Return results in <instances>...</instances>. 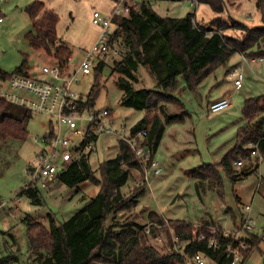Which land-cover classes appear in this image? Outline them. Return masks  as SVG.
I'll return each mask as SVG.
<instances>
[{"label":"rangeland","instance_id":"374dc122","mask_svg":"<svg viewBox=\"0 0 264 264\" xmlns=\"http://www.w3.org/2000/svg\"><path fill=\"white\" fill-rule=\"evenodd\" d=\"M30 2L31 0H0V9L5 15L4 21L0 23V67L8 73H13L28 56L30 72L41 76L39 69L44 65H52L55 60L41 50H33L25 37L26 32L33 30L32 22L24 9ZM53 2V11L60 15L59 40L72 48L71 62L75 67L98 32V28L91 24L90 15L95 9L108 14L112 10V2ZM154 8L164 17L183 18L193 13L196 14V21L206 25L217 15L205 4L200 3L195 7L189 2L179 0L155 2ZM220 16L226 21H230L231 17L250 27L263 24V15L255 0H230L228 11ZM226 33L237 37L243 35V32L237 29H228ZM117 47L120 50L119 56L100 57L104 67L99 78L102 87L95 107L112 109L119 126L129 130L145 116V110L127 107L121 101L123 89L117 83L120 73L116 62L123 57L126 49L123 45ZM240 60L242 56L234 54L228 65L231 66L229 71L226 70L228 66L218 69L194 91L188 90L184 78L179 77L174 96L181 104L170 103L167 105V111L169 114H179L182 118L176 117L167 122L166 117L162 115L164 131L157 157L162 164V173L150 178L149 186L141 171L132 170L129 181L121 189L122 193L130 196L136 187L142 185H145L146 191L138 200L137 207L134 204L130 209L120 212L110 219V224L119 223L117 229H120L121 226H130L136 221L147 229L150 226L148 215L153 211L163 215L165 219L190 220L192 223H197L200 219H214L224 226L226 233L235 234L241 228L236 226V229H233V216L236 215L237 224L241 225L244 215L239 213L238 207H241V204L236 199L239 196L243 204L251 206L253 228L248 232L260 237L257 247L243 264H264V185L254 192L259 177H264V160L260 152L252 153V156L255 155L261 160L260 168L250 173L245 181L233 184L224 176L223 200L216 191L206 186L199 188L198 193V180L192 175V170L200 165L221 161L235 142L236 126L243 120L245 99L264 95V62L249 61L243 69L244 86L241 90H235L234 80L227 74ZM96 76L94 71L89 75H81V81L74 86L86 99ZM137 76L139 81L134 84L135 89H155L157 79L149 66L140 65ZM226 91L231 93L232 106L218 113L208 112L209 101L219 99ZM7 114L25 121L29 137L24 141L0 142V257L15 255L19 261L14 264H32L33 256L29 251L26 236L28 218L38 220L46 226L50 225V216L58 222L68 221L97 196L99 186L91 180H85L77 187L71 188L56 180L48 189L39 190L40 203L35 202L27 189L30 179L26 169L38 150L34 137L47 131L48 117L14 104H10ZM3 116L4 114L0 113V118ZM118 146L117 139L101 136L97 143L85 149L89 153L95 176H99L101 163L116 157ZM251 159H243L242 166H234L240 169ZM220 200L223 207L219 206ZM241 209L247 214L244 207ZM197 215L199 217H196ZM159 230V235L156 238L149 237V241L157 247L166 248L169 246L168 235L163 228ZM212 230L214 231L213 228ZM248 232H244V235ZM177 245L181 250L186 243L179 241ZM208 264L213 262L208 259Z\"/></svg>","mask_w":264,"mask_h":264},{"label":"trees","instance_id":"16d2710c","mask_svg":"<svg viewBox=\"0 0 264 264\" xmlns=\"http://www.w3.org/2000/svg\"><path fill=\"white\" fill-rule=\"evenodd\" d=\"M205 4L217 14L206 25L195 19L190 13L183 18L161 16L153 3H144L139 9L113 19L112 44L123 45L126 49L123 57L116 62L120 76L117 83L123 89L122 103L127 107L145 110V116L131 128V133L146 130L143 144L149 145L152 155H156L160 144L164 123L170 122L179 114H169L167 105L180 103L174 96L182 76L186 88H197L218 69L227 67L234 54L241 56H264V0H255L262 12L261 26L250 27L230 17L222 19L229 9L230 0H196ZM237 1V0H234ZM32 22V31L26 33L33 50L43 51L57 61L62 68L69 67L73 55L72 49L59 41L58 24L60 15L47 8L42 0H35L25 7ZM228 29L243 32L241 37L227 34ZM154 51V52H152ZM104 62L100 61L94 69L96 80L89 93L86 105L95 107V101L101 89L99 82ZM140 65H147L156 76L155 89H135L139 81L137 71ZM228 66L226 70H230ZM30 69L29 57L13 73L0 68V78L13 75H26ZM11 103L0 98V142L8 140L24 141L29 131L23 119L7 114ZM246 122L237 130L235 145L218 163L200 165L192 170L193 178L198 180L197 192L203 186L223 196L224 176L235 183L253 169L246 165L240 169L234 166L237 161L250 160L256 148L264 158V95L247 98L242 110ZM93 142L97 141L94 137ZM252 144L253 146H250ZM116 157L106 160L99 166V176L90 164L86 142L75 149V159L60 173L61 183L73 188L85 180H91L99 186V192L83 209L75 213L68 221L58 222L50 216V225L28 218L27 241L33 259L32 264H194L192 257L197 252L216 264H230L227 257V245L233 243L232 235L225 236L220 226L203 224L197 227L186 220H170L157 212H150L149 231L138 222L130 226L111 223L120 212L130 209L144 195L145 185L136 187L130 196L122 193L132 170L145 172L144 164L136 156L133 148L125 140L118 141ZM204 189V188H203ZM31 198L40 203L39 189H28ZM237 227L238 218L234 214ZM168 235L169 246L157 247L149 241L156 238L159 227ZM216 227V231L212 228ZM204 234L206 239L197 240L193 231ZM215 236L220 244L218 249L209 246V238ZM249 248L244 252L248 257L257 247L260 237L249 233ZM177 237V240H175ZM185 242L179 249L178 242ZM15 255L0 257V264L18 262Z\"/></svg>","mask_w":264,"mask_h":264},{"label":"built area","instance_id":"2783aa9c","mask_svg":"<svg viewBox=\"0 0 264 264\" xmlns=\"http://www.w3.org/2000/svg\"><path fill=\"white\" fill-rule=\"evenodd\" d=\"M160 0H118L111 13L104 14L95 9L92 12V24L100 28V33L95 43L85 52L78 65L73 67L71 59L69 67L62 68L57 61L52 65H44L40 75L28 72L26 75H13L0 80V98L31 112L44 114L48 117L47 131L43 135L34 137L38 150L26 169L30 181L27 189H48L60 173L75 159V149L86 142V148L92 147L95 142L91 139L101 136L125 140L133 148L136 156L145 166L143 176L150 186V178H155L162 173V164L156 155H152L149 145L143 144L147 135L146 130L131 133L119 126L115 114L110 108H96L86 105L87 99L75 89L81 81L80 76L91 74L100 63L101 58L107 55L119 56L120 50L112 44L113 19L117 16L128 14L132 9H139L144 3H154ZM189 2L198 7L196 0H179ZM3 18L0 16V23ZM264 60V57L242 56L241 65L234 67L229 73L234 80L235 90H240L244 85L243 64L248 61ZM72 67V68H71ZM232 105L231 94L224 95L209 105L211 113H218ZM79 139V141H77ZM253 146L252 144H249ZM259 152L256 148L255 153ZM242 166V161L234 163ZM138 205L136 204V207ZM242 228L232 235L233 243L227 245V257L230 264H243L247 256L244 252L249 248L248 232L253 228V217L250 214L251 206H246ZM160 228V226H158ZM216 231L217 228H213ZM149 231V227L147 228ZM197 240L206 239L204 234L193 231ZM177 240V237H175ZM209 246L215 249L220 247L215 236L209 238ZM194 264H208V258L203 252L193 255ZM213 264H216L212 261Z\"/></svg>","mask_w":264,"mask_h":264},{"label":"crops","instance_id":"0c3cea01","mask_svg":"<svg viewBox=\"0 0 264 264\" xmlns=\"http://www.w3.org/2000/svg\"><path fill=\"white\" fill-rule=\"evenodd\" d=\"M33 1H35V0H31V2H33ZM42 1H44L45 2V4H46V6H47V8H49V9H52L53 10V7H54V2H53V0H42ZM118 0H111V2H112V10H113V7H114V5H115V3L117 2ZM160 1H163V0H160ZM30 2V3H31ZM159 2V1H158ZM29 3V4H30ZM154 4H155V2L153 3V6H154ZM26 7V6H25ZM25 9V8H24ZM111 10V11H112ZM109 13H111V12H109ZM108 13V14H109ZM196 15V14H195ZM0 16L3 18V21H4V18H5V15L2 13V11H1V9H0ZM91 17H92V14L90 15V21H91ZM2 21V22H3ZM91 24H92V21H91ZM93 25V24H92ZM95 26V25H94ZM97 28H98V32H97V35H96V37L94 38V40L91 42V44H90V46L87 48V50L95 43V41H96V39L98 38V35H99V33H100V28L98 27V26H96ZM27 33V32H26ZM26 33H25V35H26ZM60 41V40H59ZM71 48V47H70ZM72 49V48H71ZM87 50H85L84 52H86ZM73 51V50H72ZM249 62V61H248ZM248 62H246V63H244L243 64V69H244V67H245V65L246 64H248ZM252 62H264V60H262V61H260V60H257V61H252ZM241 65V60L236 64V65H233L232 67H238V66H240ZM1 68V67H0ZM72 68V67H71ZM3 69V68H2ZM40 70V69H39ZM31 71V68L29 69V72ZM31 73V72H30ZM39 73H40V71H39ZM226 74V73H225ZM37 75H39V74H37ZM227 75H229V74H227ZM245 78V77H244ZM244 86V85H243ZM243 88V87H242ZM241 88V89H242ZM240 89V90H241ZM226 94H231L229 91H226V92H224V94L219 98V99H221L224 95H226ZM252 97V96H251ZM251 97H247V98H251ZM246 98V99H247ZM219 99H215V100H212V101H209V103H208V105H207V111L208 112H210L209 111V105H210V103H212V102H214V101H216V100H219ZM245 99V100H246ZM232 106V105H231ZM230 106V107H231ZM243 110V109H242ZM211 113V112H210ZM246 122V119H244L243 118V120H241L240 122H239V124L236 126V135H237V130H238V128L240 127V126H242L244 123ZM236 135H235V142H236ZM107 138H110V137H107ZM161 142V141H160ZM235 142H233V146L235 145ZM96 143H97V141H96ZM160 145V144H159ZM232 146V147H233ZM231 149V148H230ZM229 149V150H230ZM228 150V151H229ZM227 151V152H228ZM226 152V153H227ZM159 153V146H158V148H157V151H156V157H158V154ZM225 153V154H226ZM224 154V155H225ZM223 155V154H222ZM224 157V156H223ZM257 160H258V158L257 157H255V155L254 156H252V159H251V161H249V162H247L245 165L247 166V168H250V169H253V171L252 172H256V171H258V169L260 168V162H261V160H258V162H257ZM262 160H264V158L262 159ZM219 162V161H218ZM218 162H215V163H218ZM206 164H213L212 162H209V163H205V164H203V165H206ZM251 172V173H252ZM249 175V174H248ZM248 175H245V176H242L241 178H239L235 183H237V182H239V181H245L246 180V178L248 177ZM235 183H233V184H235ZM242 185H244V184H241V186ZM264 185V177L263 176H260L259 177V181L257 182V184H256V187H255V189H254V192L257 190V191H259V189L261 188V186H263ZM219 196V195H218ZM254 196V195H253ZM220 198H221V200H223V196L221 197V196H219ZM199 198L202 200V198H201V194H199ZM236 199H237V202L239 203V204H241L240 206L241 207H238L239 208V210H240V215L242 216L243 214H244V212L242 211V209L241 208H243L244 207V209H245V207L246 206H248V204H243L242 203V199L239 197V196H237L236 197ZM221 200L219 201V206L220 207H223V204H222V202H221ZM245 205V206H244ZM250 206V205H249ZM196 217H199L198 215L196 216ZM186 221H188V222H191L190 220H186ZM192 223V222H191ZM194 225H203V224H209V225H212V226H220L221 228H224V226L221 224V223H219V222H217L216 220H214V219H200L197 223H193ZM225 229V228H224ZM233 229H236V224H235V226H234V228ZM227 230V229H226Z\"/></svg>","mask_w":264,"mask_h":264}]
</instances>
